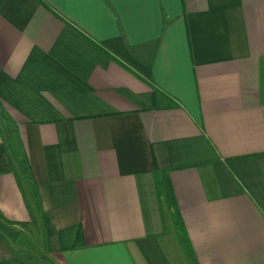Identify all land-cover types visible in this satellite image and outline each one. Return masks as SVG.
Segmentation results:
<instances>
[{"label": "crops", "instance_id": "obj_1", "mask_svg": "<svg viewBox=\"0 0 264 264\" xmlns=\"http://www.w3.org/2000/svg\"><path fill=\"white\" fill-rule=\"evenodd\" d=\"M0 219V264H264V0H0Z\"/></svg>", "mask_w": 264, "mask_h": 264}, {"label": "rangeland", "instance_id": "obj_2", "mask_svg": "<svg viewBox=\"0 0 264 264\" xmlns=\"http://www.w3.org/2000/svg\"><path fill=\"white\" fill-rule=\"evenodd\" d=\"M164 223L166 224L165 220ZM34 230H37V227H35V221L32 220L27 224L22 223L19 226H13L7 222H2V219H0V232L5 233L6 237L9 239H15L24 232L33 233ZM7 242H9L11 246L14 247L16 253L20 254L26 261L39 263L40 259L36 255H32V252L38 253L39 247L42 248L41 245H38V242H36V245L33 244L31 240H7ZM180 242L181 244H178ZM167 246L170 248V250L168 249L167 251L173 264H192L182 240H168Z\"/></svg>", "mask_w": 264, "mask_h": 264}]
</instances>
